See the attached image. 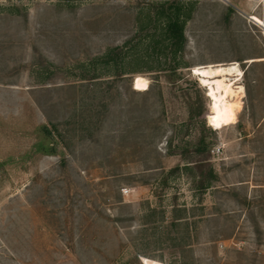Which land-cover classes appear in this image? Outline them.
<instances>
[{
    "label": "rangeland",
    "instance_id": "rangeland-1",
    "mask_svg": "<svg viewBox=\"0 0 264 264\" xmlns=\"http://www.w3.org/2000/svg\"><path fill=\"white\" fill-rule=\"evenodd\" d=\"M145 259L264 264V0H0V264Z\"/></svg>",
    "mask_w": 264,
    "mask_h": 264
},
{
    "label": "bare ground",
    "instance_id": "bare-ground-1",
    "mask_svg": "<svg viewBox=\"0 0 264 264\" xmlns=\"http://www.w3.org/2000/svg\"><path fill=\"white\" fill-rule=\"evenodd\" d=\"M255 22L262 26L260 21ZM222 67L217 66L214 68L212 66H205L195 68L200 83L209 87L208 95L210 100H212V109L214 112L208 116V121L214 127L223 126L234 119L235 110L239 106L234 98L244 93L243 87L238 83L241 81V74L238 68L235 65L227 68ZM227 77H233L234 79L230 80ZM145 87V81L142 78H136L134 80L133 88L135 90L141 91ZM144 264L158 263L145 259Z\"/></svg>",
    "mask_w": 264,
    "mask_h": 264
},
{
    "label": "trees",
    "instance_id": "trees-1",
    "mask_svg": "<svg viewBox=\"0 0 264 264\" xmlns=\"http://www.w3.org/2000/svg\"><path fill=\"white\" fill-rule=\"evenodd\" d=\"M170 31H172V33L176 34V36L178 37H181V32H178L177 30V26L175 24L171 25L170 26ZM43 133H45L46 136H48L49 139H51L52 141H54V144L56 145L57 143L55 142V138H54V133L52 132V130H48L47 128H43L42 129ZM53 145V146H55ZM53 146H51V148L49 149L51 152H54L53 150ZM198 147L199 148H202L204 147L203 145V141L201 140L198 144ZM175 212V211H174ZM180 219L179 218H174V224L176 225V222L179 221Z\"/></svg>",
    "mask_w": 264,
    "mask_h": 264
}]
</instances>
